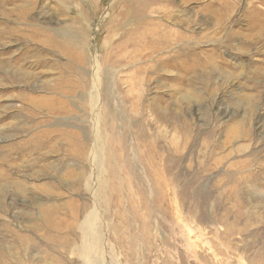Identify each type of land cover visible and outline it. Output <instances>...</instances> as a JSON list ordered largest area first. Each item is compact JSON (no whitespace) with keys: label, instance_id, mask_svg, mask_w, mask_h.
Returning a JSON list of instances; mask_svg holds the SVG:
<instances>
[{"label":"rangeland","instance_id":"1","mask_svg":"<svg viewBox=\"0 0 264 264\" xmlns=\"http://www.w3.org/2000/svg\"><path fill=\"white\" fill-rule=\"evenodd\" d=\"M139 2L0 0V264H264V0Z\"/></svg>","mask_w":264,"mask_h":264},{"label":"bare ground","instance_id":"2","mask_svg":"<svg viewBox=\"0 0 264 264\" xmlns=\"http://www.w3.org/2000/svg\"><path fill=\"white\" fill-rule=\"evenodd\" d=\"M2 1V0H1ZM13 1V0H12ZM60 1V0H59ZM112 1V0H111ZM154 1L155 0H142V2H139L140 3V6H141V8H139L137 11H138V18H141L140 17V12H149L148 11V7H149V5H150V3H154ZM168 2V1H167ZM3 3H4V1L2 2V4L1 5H3ZM24 3V2H23ZM27 3V2H26ZM58 3H60V2H58ZM14 4V3H13ZM32 4V1H30V5ZM61 4V3H60ZM22 5V4H21ZM23 6H24V4H23ZM26 6V5H25ZM79 6V5H78ZM1 7V6H0ZM31 7V6H30ZM14 8V7H13ZM12 8V9H13ZM41 8V7H40ZM138 8V7H137ZM170 8V7H169ZM11 9V11L10 12H13V13H17V11H19V10H21L22 9V6H19V7H17L15 10L13 9L12 10ZM30 9V8H29ZM30 11V10H29ZM62 11V10H61ZM63 12V11H62ZM3 14L5 15L6 13H4L3 12ZM9 14V13H8ZM7 14V15H8ZM11 14V13H10ZM164 14V13H163ZM12 15V14H11ZM27 15H28V12H27V10H25V13H23L22 11H20L19 12V15H18V18H17V20H19V21H21V20H23V19H25L26 17H27ZM147 15V14H146ZM3 16V15H2ZM9 16V15H8ZM12 17V16H11ZM164 17V16H163ZM3 18H5V16H3ZM145 18V17H144ZM157 18H159V17H157ZM161 18V17H160ZM14 19V18H13ZM10 23V22H9ZM158 23V22H157ZM157 23L156 24H154V28H152L151 30H152V32H154V34H153V37L152 38H154V42H156V41H161V40H168L167 38H165V36L164 35H161V34H159L157 31H155V28L156 27H158V25H157ZM160 23V22H159ZM180 23V22H179ZM151 24H153V23H151ZM150 24V25H151ZM29 26H32V27H38V25H36V23L35 24H33V23H30V24H28ZM161 25H163L162 23H161ZM167 28V27H166ZM29 30H30V28H29ZM154 30V31H153ZM164 30V29H163ZM163 30H161V31H163ZM35 31V30H34ZM160 31V32H161ZM166 32H168V31H166ZM150 33V32H149ZM179 33V32H178ZM34 34L35 35H39L40 34V31H35L34 32ZM170 34V33H169ZM131 35V34H130ZM146 35V34H145ZM167 35V34H166ZM181 36V35H180ZM180 36H178L177 34H176V41L177 40H179L178 42H180V40H182L183 38H181ZM183 37V36H182ZM143 38V37H142ZM153 40V39H152ZM126 42V41H125ZM151 42H153V41H151ZM168 42V41H167ZM182 42V41H181ZM157 43V42H156ZM181 44V43H180ZM137 46H139V45H137ZM159 49V48H158ZM132 51V50H131ZM180 98H182V95H181V97ZM169 116V115H168ZM164 118V117H163ZM168 118V117H167ZM154 119V118H153ZM159 119V118H158ZM166 119V118H165ZM181 121H182V119H181ZM163 123V122H162ZM184 123H185V121H184ZM180 124V123H179ZM173 125V124H172ZM181 126V125H180ZM185 128V127H184ZM142 132V131H141ZM185 132V131H184ZM184 134V133H183ZM165 136V135H164ZM162 137V136H161ZM164 139V138H163ZM162 139V140H163ZM168 139V138H167ZM151 140V139H150ZM174 141H175V139H173ZM139 141H141V143L143 144V148H149V147H151L150 145H148L145 141L146 140H143V139H140ZM164 141H167V142H169V145H170V147H171V145H172V141H171V139H168V140H166V139H164ZM153 142V141H152ZM147 144V145H146ZM150 144V143H149ZM178 144V143H177ZM168 145V144H167ZM153 146H154V144H153ZM153 146L151 147V148H149L150 149V151L151 150H153L152 148H153ZM173 146V145H172ZM177 146V145H176ZM156 148V147H155ZM168 149V148H167ZM169 149H171V148H169ZM178 152V151H177ZM142 153V152H141ZM178 154V153H177ZM156 155V154H155ZM162 155V154H161ZM168 155H170V154H168ZM152 155L150 154L149 156H148V162H149V164L152 166V164H153V162H151L149 159H150V157H151ZM173 156V155H172ZM153 157V156H152ZM155 157H157V156H155ZM166 157V156H165ZM173 158V157H172ZM172 158H170V156H167L166 157V159H164L165 160V165H166V167L172 162ZM179 158V157H178ZM175 159V158H174ZM173 164V163H172ZM174 166H176V164L174 165ZM166 167H165V169H166ZM170 167V166H169ZM169 167H167V169L169 168ZM171 169V168H170ZM169 169V170H170ZM154 172L152 173V175H153V187L155 188V189H157L156 190V192H157V196L155 197V200H156V202H158L159 204H161L162 203V201H164V189H163V187H165V189H166V187H169L172 183V179H164L165 177H163V178H159V173L157 172V168L155 169V170H153ZM172 171V170H171ZM162 172V171H161ZM169 173V172H168ZM170 174V173H169ZM161 176V175H160ZM171 176V175H170ZM174 177L176 178V179H178L179 178V174L178 173H176L175 175H174ZM163 179V180H162ZM189 184V183H188ZM184 185V184H183ZM187 186V185H186ZM189 188V187H188ZM168 191V190H167ZM166 195V194H165ZM174 198V197H173ZM179 200H181L182 202L184 201V198H182L181 196L179 197V199H178V197H177V195H176V202H178ZM44 213H45V216H49L50 214H51V210H44ZM53 213V212H52ZM52 215V214H51ZM47 218V217H46ZM51 220H52V218H51ZM46 222V224L49 222L50 224L49 225H51V227L52 226H54L55 224H54V222H53V220L51 221V222H53V223H51L50 222V220L48 221V220H46L45 221ZM82 226H84V224L83 225H81V228H82ZM68 228H69V226H68Z\"/></svg>","mask_w":264,"mask_h":264}]
</instances>
